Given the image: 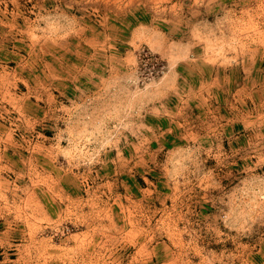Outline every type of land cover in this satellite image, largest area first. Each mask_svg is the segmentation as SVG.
Returning a JSON list of instances; mask_svg holds the SVG:
<instances>
[{
	"label": "rangeland",
	"instance_id": "obj_1",
	"mask_svg": "<svg viewBox=\"0 0 264 264\" xmlns=\"http://www.w3.org/2000/svg\"><path fill=\"white\" fill-rule=\"evenodd\" d=\"M0 264H264V0H0Z\"/></svg>",
	"mask_w": 264,
	"mask_h": 264
}]
</instances>
